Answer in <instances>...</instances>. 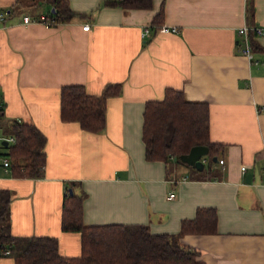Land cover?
Segmentation results:
<instances>
[{"label":"crops","instance_id":"obj_1","mask_svg":"<svg viewBox=\"0 0 264 264\" xmlns=\"http://www.w3.org/2000/svg\"><path fill=\"white\" fill-rule=\"evenodd\" d=\"M99 1L67 0L81 15L49 25L51 0H0V124L33 123L46 136L43 176L1 171L0 188L11 192L10 234L53 236L61 255L78 257L80 232L60 227L65 185L76 181L86 193L84 225L146 224L176 234L197 207H214L215 231L180 241L205 264H264V34H252L249 59L239 33L245 24L264 27V0H251L250 22L248 0H152L127 11ZM162 2L160 26L176 32L151 26ZM109 82L121 91L107 98L101 131L60 119L62 85L99 94ZM166 87L209 105V139L224 150L203 170L172 155L167 163L145 159L144 105L162 99ZM0 264L14 262L2 256Z\"/></svg>","mask_w":264,"mask_h":264},{"label":"trees","instance_id":"obj_2","mask_svg":"<svg viewBox=\"0 0 264 264\" xmlns=\"http://www.w3.org/2000/svg\"><path fill=\"white\" fill-rule=\"evenodd\" d=\"M51 2L54 11H50L43 20L49 25L67 22L81 15L70 9L67 0ZM151 5L152 0H100L98 7L116 6L127 11L150 8ZM253 15V2L248 0L246 16L249 22ZM162 18L163 2L151 19V26L157 30ZM252 34L249 32L248 38L253 48ZM120 91V82L106 83L99 94H89L81 84L62 85L59 91L60 119L63 122L75 121L86 131L99 132L105 126L107 98L118 95ZM3 113L1 107V116ZM4 132L14 137L5 151L10 161V173L21 177L43 176L45 134L35 124L17 120L7 123ZM142 140L145 159L163 160L165 163L170 155L174 156L175 161L185 163L180 155L192 145L203 144L208 147V153L203 157L210 166L224 150V145L209 139L208 103L187 99L181 90L172 87L165 88L162 99L145 102ZM77 186L76 181H69L65 185L60 227L63 231L80 232L81 254L78 257L61 255L57 239L53 236L11 235V192L0 188V246L4 244L9 249L6 256L12 257L14 264H205L199 259L200 251L182 243L180 237L187 233L214 232L217 221L214 207H197L193 217L181 220L176 234L153 233L146 224L84 225L82 202L86 193L83 190L77 192ZM5 247L0 249L4 250Z\"/></svg>","mask_w":264,"mask_h":264},{"label":"built area","instance_id":"obj_3","mask_svg":"<svg viewBox=\"0 0 264 264\" xmlns=\"http://www.w3.org/2000/svg\"><path fill=\"white\" fill-rule=\"evenodd\" d=\"M5 17V12H0V20L4 19ZM44 20V19H43ZM23 21L24 22H31V19L29 18V16L24 15L23 16ZM83 29H88L89 28V23H85L82 26ZM158 30L162 31V32H176L177 31V27L175 26H167V25H161L159 26ZM249 32H253L254 34H264V27H259L256 25H243L239 28V33H241L243 35V53L245 54V56L249 59L252 58L253 56V52H252V47L250 45L249 42V38H248V33ZM142 35L144 37H148L150 35V28L148 26H146L145 28H143L142 31ZM2 107V103L0 102V108ZM1 115V114H0ZM5 140L7 142L6 145H4L2 143V141ZM14 141V137L12 134L9 133H5L1 124H0V179H1V171H8L9 167H10V161L8 156L5 154L6 148L10 143H12ZM205 157L202 158V161H205ZM219 163H223V159H219L218 160ZM241 171H244L246 169V165L242 164L240 166ZM262 176H263V180H264V166L262 167ZM264 182V181H263ZM174 196V194L172 192H170L168 194L169 198H172ZM5 247L4 244H1L0 248ZM9 253V249L7 247H5L4 250L0 249V257L2 256H6Z\"/></svg>","mask_w":264,"mask_h":264},{"label":"water","instance_id":"obj_4","mask_svg":"<svg viewBox=\"0 0 264 264\" xmlns=\"http://www.w3.org/2000/svg\"><path fill=\"white\" fill-rule=\"evenodd\" d=\"M54 11V7L51 9ZM4 145L7 144L5 140L2 141ZM208 153V147L203 144H196L192 145L190 149L186 152L180 155V159L198 169H201L203 167V161L202 158ZM216 160V158H215ZM69 192L72 193V189L69 188Z\"/></svg>","mask_w":264,"mask_h":264},{"label":"rangeland","instance_id":"obj_5","mask_svg":"<svg viewBox=\"0 0 264 264\" xmlns=\"http://www.w3.org/2000/svg\"><path fill=\"white\" fill-rule=\"evenodd\" d=\"M178 163H181V162H178ZM183 164V163H182ZM172 165V164H171ZM185 165V164H184Z\"/></svg>","mask_w":264,"mask_h":264}]
</instances>
